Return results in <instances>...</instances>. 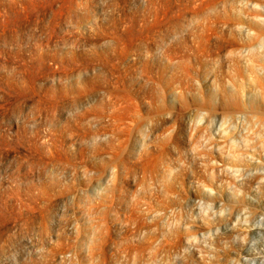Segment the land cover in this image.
I'll use <instances>...</instances> for the list:
<instances>
[{
  "label": "clouds",
  "instance_id": "clouds-1",
  "mask_svg": "<svg viewBox=\"0 0 264 264\" xmlns=\"http://www.w3.org/2000/svg\"><path fill=\"white\" fill-rule=\"evenodd\" d=\"M0 264H264V0H0Z\"/></svg>",
  "mask_w": 264,
  "mask_h": 264
},
{
  "label": "rangeland",
  "instance_id": "rangeland-1",
  "mask_svg": "<svg viewBox=\"0 0 264 264\" xmlns=\"http://www.w3.org/2000/svg\"><path fill=\"white\" fill-rule=\"evenodd\" d=\"M21 19H23V18H21ZM157 20H158V23H157L156 27H159L160 25H164V24L168 23V21H169V14L166 11H161L158 14ZM50 67H51V65H50ZM55 70H58L59 71L60 69L57 68ZM63 70L64 71H67L68 69L65 68ZM8 151H10V150H6V153L5 154H7Z\"/></svg>",
  "mask_w": 264,
  "mask_h": 264
}]
</instances>
